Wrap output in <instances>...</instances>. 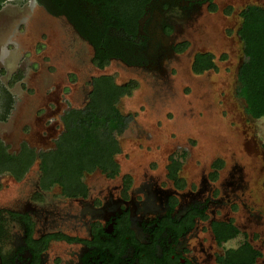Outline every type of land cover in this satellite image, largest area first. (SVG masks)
<instances>
[{"label": "rangeland", "instance_id": "rangeland-1", "mask_svg": "<svg viewBox=\"0 0 264 264\" xmlns=\"http://www.w3.org/2000/svg\"><path fill=\"white\" fill-rule=\"evenodd\" d=\"M250 5L264 7V0H217L206 6L190 50H182L166 79L119 61L99 69L91 60L90 46L83 53L79 52L82 41L73 47L71 31L62 19L33 0H5L0 9V95L1 87L9 91L13 107L6 119H0V143L11 154L25 145L37 153L53 149L65 130V111L84 108L95 79L110 76L115 84L133 85L117 103L131 118L118 136L121 151L114 158L120 167L111 184L124 181L128 187L145 173L166 183L168 165L175 161L181 166L183 187L204 175L219 186L233 179L234 173L243 177L248 190L242 197L255 212L264 214V117L255 116L239 93V71L246 59L239 30L242 11ZM201 51L213 55L214 68H200L196 54ZM30 168L20 182L12 172H0L1 205L29 193V174H42L40 160ZM105 175L98 168L86 172L83 181L99 187ZM50 191L52 196H65L58 184ZM233 208L231 222L239 232L222 241L224 248L249 249L247 238L252 235L264 264V223L249 224L246 209L237 202ZM223 212L219 211L220 217Z\"/></svg>", "mask_w": 264, "mask_h": 264}, {"label": "flooded vegetation", "instance_id": "flooded-vegetation-1", "mask_svg": "<svg viewBox=\"0 0 264 264\" xmlns=\"http://www.w3.org/2000/svg\"><path fill=\"white\" fill-rule=\"evenodd\" d=\"M33 1L62 19L71 31L73 47L82 41L79 52L92 48L91 60L99 69L119 61L166 79L182 50H190L206 6L217 2ZM196 55V62L206 65L205 71L216 66L209 52ZM106 59L103 67L98 65ZM1 91L0 119H6L13 96L4 87ZM168 168L166 183L145 173L128 187L124 181L110 183L118 173L102 171L104 185L86 183L85 192L75 196H52L50 188L43 187L39 171L37 176L29 174V193L0 204V264H262L263 253L254 247L252 235L245 243L249 249L241 252L240 247L224 248L225 242L216 235L218 225L232 224L236 202L249 213V224L264 223L263 211L255 212L242 197L248 190L243 177L234 173L233 179L219 186L204 175L183 187L180 164L171 161ZM27 173L13 177L20 182ZM238 254L240 259L235 258Z\"/></svg>", "mask_w": 264, "mask_h": 264}, {"label": "trees", "instance_id": "trees-1", "mask_svg": "<svg viewBox=\"0 0 264 264\" xmlns=\"http://www.w3.org/2000/svg\"><path fill=\"white\" fill-rule=\"evenodd\" d=\"M110 5L108 2V7ZM242 15L244 22L239 33L245 44L246 59L239 71V93L255 116L264 117V7L251 5L242 11ZM107 62L108 59L100 60L98 65L103 67ZM205 67V64L200 66L201 69ZM132 87L131 84H115L110 76L95 79L85 107L69 108L63 114L65 130L53 149L37 153L25 145L24 151L11 154L0 143V172L10 171L21 178L39 159L43 187L58 184L67 196L85 192L83 177L86 172L99 168L111 175L118 173L119 164L114 158L121 151L118 136L125 131L131 117L122 114L117 103ZM6 163L17 167L8 168ZM215 229L220 242L239 232L236 226L226 223Z\"/></svg>", "mask_w": 264, "mask_h": 264}, {"label": "crops", "instance_id": "crops-1", "mask_svg": "<svg viewBox=\"0 0 264 264\" xmlns=\"http://www.w3.org/2000/svg\"><path fill=\"white\" fill-rule=\"evenodd\" d=\"M1 88H2V87H1ZM9 113H10V111H9ZM7 114H8V110H7ZM7 114H6V115H7Z\"/></svg>", "mask_w": 264, "mask_h": 264}]
</instances>
